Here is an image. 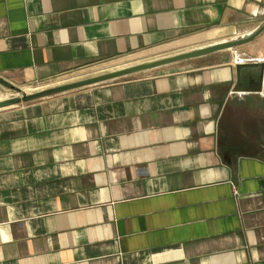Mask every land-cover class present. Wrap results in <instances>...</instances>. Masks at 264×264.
I'll return each instance as SVG.
<instances>
[{"label": "crops", "instance_id": "1", "mask_svg": "<svg viewBox=\"0 0 264 264\" xmlns=\"http://www.w3.org/2000/svg\"><path fill=\"white\" fill-rule=\"evenodd\" d=\"M263 23L264 0H0V84L77 81ZM209 56L0 108V264H264V156L221 136L264 63Z\"/></svg>", "mask_w": 264, "mask_h": 264}, {"label": "rangeland", "instance_id": "2", "mask_svg": "<svg viewBox=\"0 0 264 264\" xmlns=\"http://www.w3.org/2000/svg\"><path fill=\"white\" fill-rule=\"evenodd\" d=\"M234 51L241 53L245 58H250V60H248L249 62H251V60H263L264 63V30L254 40L247 44L218 51L210 54L212 56H207L210 57L208 58L209 60L215 62L226 57H231ZM111 70L114 69H105L103 72L106 73ZM85 78L86 77H81L80 80ZM56 85L59 84H31L20 87H6L0 84V98L5 99L13 95L22 96L26 93L36 92ZM257 95L258 96H255L256 98L249 103L243 100L239 103L227 105L222 115L221 136L223 139L237 143L239 150L264 151V92H258Z\"/></svg>", "mask_w": 264, "mask_h": 264}, {"label": "water", "instance_id": "3", "mask_svg": "<svg viewBox=\"0 0 264 264\" xmlns=\"http://www.w3.org/2000/svg\"><path fill=\"white\" fill-rule=\"evenodd\" d=\"M263 30H264V23L258 29H256L254 32H252L250 35L246 37H241V38L233 39V40L221 41L219 43L207 45L204 47H200V48L193 49L190 51L163 57L160 59L138 63L135 65L124 67V68L117 69L114 71L95 75L89 78H85V79H81L77 81H71V82L59 84L56 86L44 88L36 92L26 93L22 96L13 95L11 97L0 100V108L14 106V105H18L21 103H27V102L45 98L51 95L66 92L69 90L121 78V77L130 75V74H134V73L149 70V69L158 68V67H161L167 64H171V63H175L179 61H186L189 59H194V58H198L202 56H207V55L216 53L218 51H222L225 49L233 48V47L251 42L258 35H260L263 32ZM259 61H263V60H251L252 63H257ZM238 68H240V66H238ZM260 78L261 80L258 81L256 84L243 85L242 82L239 81L236 87H234V92H239V91L262 92V90L264 89V76H261ZM236 151L264 155V151H261V150H236Z\"/></svg>", "mask_w": 264, "mask_h": 264}, {"label": "flooded vegetation", "instance_id": "4", "mask_svg": "<svg viewBox=\"0 0 264 264\" xmlns=\"http://www.w3.org/2000/svg\"><path fill=\"white\" fill-rule=\"evenodd\" d=\"M260 80H261V78H260ZM260 80H258V79H255L251 84H256L258 81H260Z\"/></svg>", "mask_w": 264, "mask_h": 264}, {"label": "bare ground", "instance_id": "5", "mask_svg": "<svg viewBox=\"0 0 264 264\" xmlns=\"http://www.w3.org/2000/svg\"><path fill=\"white\" fill-rule=\"evenodd\" d=\"M0 100H2V98H0Z\"/></svg>", "mask_w": 264, "mask_h": 264}]
</instances>
